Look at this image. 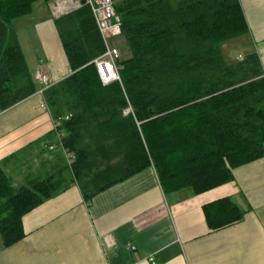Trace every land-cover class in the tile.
<instances>
[{
	"label": "trees",
	"instance_id": "1",
	"mask_svg": "<svg viewBox=\"0 0 264 264\" xmlns=\"http://www.w3.org/2000/svg\"><path fill=\"white\" fill-rule=\"evenodd\" d=\"M57 1L0 0L2 110L36 93L14 23L38 3L51 9ZM117 12L121 83L103 86L99 79L93 61L105 45L83 6L57 21L73 73L45 92L54 120L68 118L57 131L75 157L71 175L86 200L150 167L166 194L199 195L264 157V73L239 0H125ZM233 44L252 50L235 62L226 54ZM63 171L28 175L15 187L0 165L6 246L23 237V216L55 195ZM203 210L212 231L245 215L230 199Z\"/></svg>",
	"mask_w": 264,
	"mask_h": 264
},
{
	"label": "crops",
	"instance_id": "2",
	"mask_svg": "<svg viewBox=\"0 0 264 264\" xmlns=\"http://www.w3.org/2000/svg\"><path fill=\"white\" fill-rule=\"evenodd\" d=\"M239 1L264 73V0ZM37 15L30 31L14 23L36 93L0 108V165L15 187L28 175L64 171L55 195L23 216L19 241L6 246L0 230V264H264V157L233 170V181L199 195L166 194L150 167L84 198L71 175L75 157L46 103L49 88L39 79L46 76L51 88L73 73L57 28L64 15L55 17L48 6ZM21 33L34 45L29 58ZM222 199L245 215L212 231L203 209Z\"/></svg>",
	"mask_w": 264,
	"mask_h": 264
},
{
	"label": "built area",
	"instance_id": "3",
	"mask_svg": "<svg viewBox=\"0 0 264 264\" xmlns=\"http://www.w3.org/2000/svg\"><path fill=\"white\" fill-rule=\"evenodd\" d=\"M82 1H85V6H88L94 16L98 31L105 44V53L93 61V64L97 70L99 79L103 86H109L113 83H121L120 72L118 67V61L121 57L119 49L113 44L122 35V21L117 12V4L125 0H59L51 7V11L55 17L61 15L70 14L79 10L84 5ZM70 6L69 12H64V7ZM47 88L49 86V79L42 75L39 77ZM130 109L125 111V114H129ZM64 120L60 118L58 121ZM70 164L73 163V158L69 156ZM152 261V264H155Z\"/></svg>",
	"mask_w": 264,
	"mask_h": 264
},
{
	"label": "rangeland",
	"instance_id": "4",
	"mask_svg": "<svg viewBox=\"0 0 264 264\" xmlns=\"http://www.w3.org/2000/svg\"><path fill=\"white\" fill-rule=\"evenodd\" d=\"M44 8L45 11L47 10V5L45 3H38L36 6H35V10H34V14L30 17H27V18H24V19H21L20 21H18V23L16 24H20L21 25H24L26 26L23 30H31L33 28L32 26V22H34V19L36 17H38L39 15H37V10L39 8ZM70 11V6H65L64 7V12H69ZM16 28H18V26H16ZM19 30V29H18ZM21 36H22V41H23V46H24V49H25V52H26V55L30 56V50L32 51L33 48H34V45L31 44L30 42H24L25 39H24V34L22 35L21 33ZM116 42V41H115ZM114 42V44H115ZM120 40H118L116 42L115 45L119 44ZM121 45V44H120ZM118 48V47H117ZM119 49V48H118ZM252 49L250 47V45H246V46H243V45H240V44H233V45H230L227 49H226V54H227V57L229 60H233L235 62H238V61H242L243 58L246 56V54L248 52H250ZM120 51V49H119ZM121 54V53H120ZM31 60V59H30ZM31 62V61H30Z\"/></svg>",
	"mask_w": 264,
	"mask_h": 264
},
{
	"label": "water",
	"instance_id": "5",
	"mask_svg": "<svg viewBox=\"0 0 264 264\" xmlns=\"http://www.w3.org/2000/svg\"><path fill=\"white\" fill-rule=\"evenodd\" d=\"M85 4H86V3H85V1H82V5H84V6H85Z\"/></svg>",
	"mask_w": 264,
	"mask_h": 264
}]
</instances>
